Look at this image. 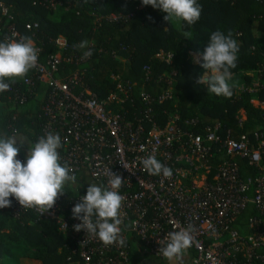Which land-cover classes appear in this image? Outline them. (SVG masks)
I'll return each mask as SVG.
<instances>
[{
  "label": "built area",
  "instance_id": "obj_1",
  "mask_svg": "<svg viewBox=\"0 0 264 264\" xmlns=\"http://www.w3.org/2000/svg\"><path fill=\"white\" fill-rule=\"evenodd\" d=\"M44 3L52 12L68 9L63 0ZM25 27L32 32L38 61L32 75L22 79L23 88L10 84L5 97L13 105L24 104L32 91L38 93L37 84H44L47 90L40 96L43 123L33 146L47 133H58L61 163L66 162L76 177L87 171L108 187L110 171L121 176L124 181L118 191L124 198L121 229L125 244L105 246L98 237L74 229L80 221L73 218L72 208L86 195L78 182L68 186L73 194L66 192L44 213L10 198L12 204L6 209L14 218L31 211L40 220L55 222L74 241L72 252L80 264L166 261L159 248L166 245L168 233L189 225L195 242L183 256L189 253L191 264H264V128L236 137L220 122L202 125L197 118L183 119L167 110L159 116L154 106L175 99L174 69L159 75L157 83L165 86L161 92L152 94L142 88L137 99L132 97L134 83L114 75L115 91L100 99L83 84L77 71L69 77L58 75L64 61L79 64L89 57L74 52L66 57L64 50L70 46L59 35L51 39L56 53L43 61L44 50L36 33L39 24ZM22 36L11 9L0 2V42L18 41ZM190 56L193 62L201 59L198 53ZM157 58L173 66L174 53L161 51ZM143 70L150 80L151 66ZM239 88L255 92L262 85L255 81L251 88ZM136 100L142 105L135 106ZM127 101L132 111L127 110ZM150 155L171 168V178L150 175L143 168L141 159ZM236 155L258 168V173L243 176L233 159ZM17 158L25 161L21 155ZM250 209L254 213L245 218Z\"/></svg>",
  "mask_w": 264,
  "mask_h": 264
},
{
  "label": "trees",
  "instance_id": "obj_2",
  "mask_svg": "<svg viewBox=\"0 0 264 264\" xmlns=\"http://www.w3.org/2000/svg\"><path fill=\"white\" fill-rule=\"evenodd\" d=\"M63 1L68 9L52 12L45 0H0L11 9L23 36L31 37L32 32L25 27L27 24H39L36 33L44 50L43 61L56 53L51 39L59 35L64 36L70 46L64 50L66 57L73 52L83 56L84 51L91 50L92 55L79 64L64 61L59 76L69 77L77 71L86 87L100 99H107L116 89L113 76L117 75L134 83L132 97L137 99L142 88L152 94L161 92L165 86L157 83L159 75L174 69L177 71L175 99L172 103L154 106L159 116L167 110L183 119L197 118L202 125L220 122L224 130L232 129L236 137L245 133L252 135L264 128V0H197L202 6L200 19L194 25L179 27L164 20L166 13L150 5L143 6L141 0ZM216 30L226 35L231 31L240 45L237 67L231 70L230 83L235 87L230 98L208 92L206 83L197 84L206 72L201 67L204 50ZM184 31L192 33L191 39L183 36ZM84 40L89 42L87 48L74 47ZM161 51L174 53L173 66L157 58ZM191 52L200 54L201 59L193 62ZM146 65L152 68L150 80L143 70ZM247 71L255 75L246 74ZM32 73L30 70L27 76ZM22 79L16 78L14 82L6 79L5 82L23 88ZM255 81H259L262 88L255 92L239 90L241 85L251 88ZM46 90L44 84L38 83L39 94L32 91L26 103L16 105L9 103L4 92H0V134L15 135L18 140L24 138L33 145L43 123L40 96ZM135 103V106L142 105L139 100ZM126 107L132 111L133 105L127 101ZM242 111L245 118L241 122ZM18 146L19 155L26 159L27 146L19 143ZM233 159L243 176L258 173V168L246 159L237 155ZM77 182L81 193H86L91 183L100 185L87 171L77 176ZM65 191L73 194L68 186ZM253 213L250 209L244 217ZM74 245L51 220H40L31 211L16 219L8 209H0V264H20L23 257L31 259L27 264H80L78 256L72 252ZM187 261L190 262L189 253L183 256V262L188 264ZM164 262L152 260L147 264Z\"/></svg>",
  "mask_w": 264,
  "mask_h": 264
},
{
  "label": "clouds",
  "instance_id": "obj_3",
  "mask_svg": "<svg viewBox=\"0 0 264 264\" xmlns=\"http://www.w3.org/2000/svg\"><path fill=\"white\" fill-rule=\"evenodd\" d=\"M141 3L163 11L166 13L164 20L178 27L182 24L194 25L202 11L197 0H141ZM182 34L191 39L190 31ZM88 43L84 40L74 47L85 49ZM239 52L240 45L231 31L227 35L220 30L213 31L202 56L201 67L206 72L199 77L197 84L206 83L208 92L216 96L232 97L235 85L230 83L233 79L231 70L237 67ZM38 55L30 36H22L18 41L0 42V92L11 87L10 83L5 82L6 79L13 82L16 78L22 79L35 68ZM91 55L90 49L83 52L85 58ZM18 143L23 144L15 135L0 134V209L10 207V198H15L21 206L44 213L66 193V186L77 182V177L66 162L61 163L58 149L62 147V141L58 133H47L40 137L34 146L29 147L24 162L17 158L20 153ZM141 163L150 175L172 176L171 168L154 156L141 159ZM123 181L120 175L110 171L108 187L95 183L89 185L86 195L80 197V202L72 208L73 218L80 221L74 225L77 232L84 230L98 237L105 246L125 244L121 229L124 198L118 191ZM192 233L191 225L168 233L166 245L159 248L168 264H181L183 255L195 242Z\"/></svg>",
  "mask_w": 264,
  "mask_h": 264
},
{
  "label": "crops",
  "instance_id": "obj_4",
  "mask_svg": "<svg viewBox=\"0 0 264 264\" xmlns=\"http://www.w3.org/2000/svg\"><path fill=\"white\" fill-rule=\"evenodd\" d=\"M192 54L193 53H197V52H191ZM196 62H198V61H196ZM252 74V75H255V73L253 72V71H247L246 72V74ZM239 90H240V88H239ZM255 103H257V102H255ZM258 104V103H257ZM0 105H2V103L0 102ZM241 115L243 116V119L245 118V115H244V113H243V111L241 112ZM21 142L23 143L22 145L23 146H27V148H28V151H29V147H31V146H33V145H31L30 143L31 142H29L28 140H26V139H24V138H21ZM28 261L30 262V259H26V257H23V258H21V260H20V264H27L28 263ZM183 262V257H182V260H181V263ZM163 264H168V261L166 260ZM188 264H191L190 262L188 263Z\"/></svg>",
  "mask_w": 264,
  "mask_h": 264
},
{
  "label": "rangeland",
  "instance_id": "obj_5",
  "mask_svg": "<svg viewBox=\"0 0 264 264\" xmlns=\"http://www.w3.org/2000/svg\"><path fill=\"white\" fill-rule=\"evenodd\" d=\"M176 25V24H175ZM192 53H190V55H191ZM175 72H177V71H175ZM27 257H29V256H27ZM26 259H28V258H26ZM31 260V259H30ZM189 261H187V263H188ZM24 264V263H23ZM181 264H185V262H182Z\"/></svg>",
  "mask_w": 264,
  "mask_h": 264
}]
</instances>
